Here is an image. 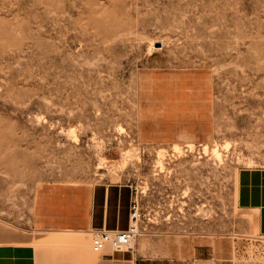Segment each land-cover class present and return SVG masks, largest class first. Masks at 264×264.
Returning <instances> with one entry per match:
<instances>
[{
	"label": "rangeland",
	"instance_id": "rangeland-1",
	"mask_svg": "<svg viewBox=\"0 0 264 264\" xmlns=\"http://www.w3.org/2000/svg\"><path fill=\"white\" fill-rule=\"evenodd\" d=\"M246 166L264 167V0H0V220L28 226L43 184L125 183L135 264H264Z\"/></svg>",
	"mask_w": 264,
	"mask_h": 264
},
{
	"label": "crops",
	"instance_id": "crops-1",
	"mask_svg": "<svg viewBox=\"0 0 264 264\" xmlns=\"http://www.w3.org/2000/svg\"><path fill=\"white\" fill-rule=\"evenodd\" d=\"M132 198L133 189L125 183L43 184L35 192L28 226L0 220V264H135L136 258L124 252L93 253L87 245L93 229L128 224ZM236 201L255 232L264 235V167L240 168ZM63 233L70 235L68 248L58 250Z\"/></svg>",
	"mask_w": 264,
	"mask_h": 264
},
{
	"label": "built area",
	"instance_id": "built-area-1",
	"mask_svg": "<svg viewBox=\"0 0 264 264\" xmlns=\"http://www.w3.org/2000/svg\"><path fill=\"white\" fill-rule=\"evenodd\" d=\"M130 208V223L125 229L95 228L91 231V250L102 252L106 248L112 251H130L134 241L140 234L138 224L139 212L137 202L132 199Z\"/></svg>",
	"mask_w": 264,
	"mask_h": 264
},
{
	"label": "water",
	"instance_id": "water-1",
	"mask_svg": "<svg viewBox=\"0 0 264 264\" xmlns=\"http://www.w3.org/2000/svg\"><path fill=\"white\" fill-rule=\"evenodd\" d=\"M160 45H161L160 42H157V43H156V46H160Z\"/></svg>",
	"mask_w": 264,
	"mask_h": 264
}]
</instances>
